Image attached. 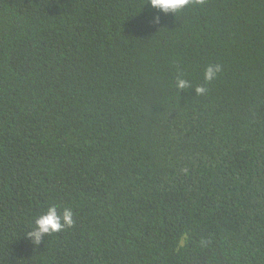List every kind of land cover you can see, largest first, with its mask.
<instances>
[{"label":"trees","instance_id":"1","mask_svg":"<svg viewBox=\"0 0 264 264\" xmlns=\"http://www.w3.org/2000/svg\"><path fill=\"white\" fill-rule=\"evenodd\" d=\"M0 264H264V0H0Z\"/></svg>","mask_w":264,"mask_h":264},{"label":"clouds","instance_id":"2","mask_svg":"<svg viewBox=\"0 0 264 264\" xmlns=\"http://www.w3.org/2000/svg\"><path fill=\"white\" fill-rule=\"evenodd\" d=\"M201 2L202 0H149V5L161 13L175 14L186 6ZM153 22L158 23L159 17H154ZM221 70L220 64L207 65L203 72L205 85L216 80ZM205 85L195 86L193 89L194 93L196 95L206 94L208 89ZM174 86L181 91L192 87L191 83L187 79L182 78V76H177ZM74 222V212L72 209H61L59 205L53 203L34 218L31 230L26 234L33 244H39L42 238L63 231L65 228H70Z\"/></svg>","mask_w":264,"mask_h":264}]
</instances>
